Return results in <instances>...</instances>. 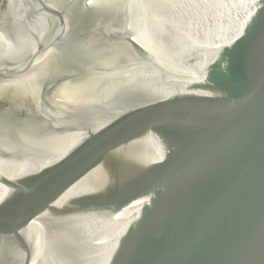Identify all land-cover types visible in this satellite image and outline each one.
Here are the masks:
<instances>
[{
    "label": "water",
    "instance_id": "water-1",
    "mask_svg": "<svg viewBox=\"0 0 264 264\" xmlns=\"http://www.w3.org/2000/svg\"><path fill=\"white\" fill-rule=\"evenodd\" d=\"M0 264H264V0H0Z\"/></svg>",
    "mask_w": 264,
    "mask_h": 264
}]
</instances>
